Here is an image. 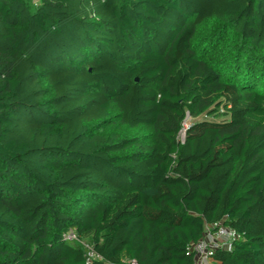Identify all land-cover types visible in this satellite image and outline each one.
I'll return each mask as SVG.
<instances>
[{"label":"trees","instance_id":"obj_1","mask_svg":"<svg viewBox=\"0 0 264 264\" xmlns=\"http://www.w3.org/2000/svg\"><path fill=\"white\" fill-rule=\"evenodd\" d=\"M219 224L211 264H264V0H0V264H195Z\"/></svg>","mask_w":264,"mask_h":264},{"label":"built area","instance_id":"obj_2","mask_svg":"<svg viewBox=\"0 0 264 264\" xmlns=\"http://www.w3.org/2000/svg\"><path fill=\"white\" fill-rule=\"evenodd\" d=\"M66 240L77 241L73 232L64 236ZM240 235L232 228L222 224L208 226L205 237L198 243L189 246L188 251L194 255L195 264H211L212 257L218 250H230L232 245L240 239ZM131 264H135L134 262Z\"/></svg>","mask_w":264,"mask_h":264},{"label":"rangeland","instance_id":"obj_3","mask_svg":"<svg viewBox=\"0 0 264 264\" xmlns=\"http://www.w3.org/2000/svg\"><path fill=\"white\" fill-rule=\"evenodd\" d=\"M205 118V117H204ZM203 117H200L199 119L197 120H202L204 119ZM194 122L193 119L191 118H187L185 123H184V130H187L188 127L190 126V124H192ZM130 135H139V136H145V130L144 129H140V130H136V131H132V132H129ZM184 135L183 133L181 134V137L180 139H183ZM126 264H130L129 262H127Z\"/></svg>","mask_w":264,"mask_h":264}]
</instances>
